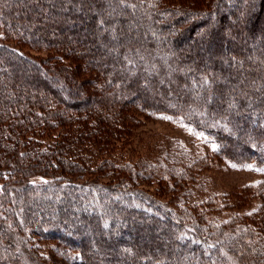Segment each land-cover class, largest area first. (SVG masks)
Instances as JSON below:
<instances>
[{"label":"trees","instance_id":"obj_1","mask_svg":"<svg viewBox=\"0 0 264 264\" xmlns=\"http://www.w3.org/2000/svg\"><path fill=\"white\" fill-rule=\"evenodd\" d=\"M11 4L0 1V264H42L17 251L33 237L69 264H88L94 245L105 261L93 264H264V177L181 208L143 190L154 178L185 194L221 162L264 176V0H65L100 19L57 40L32 38ZM34 4L20 8L40 15ZM158 117L208 137L212 153L180 167L129 160L135 130ZM231 204L241 215L219 221Z\"/></svg>","mask_w":264,"mask_h":264},{"label":"rangeland","instance_id":"obj_2","mask_svg":"<svg viewBox=\"0 0 264 264\" xmlns=\"http://www.w3.org/2000/svg\"><path fill=\"white\" fill-rule=\"evenodd\" d=\"M2 3H8V0H0ZM20 1L17 0V4L7 5L8 9L13 10V13H19L22 18L26 16L27 24L29 26L36 25L32 30V38L43 37L46 34L45 39L51 40V38L58 37L59 34H66L69 30L67 29L69 22H74L76 24L82 23V27L80 30L84 29L88 26V21L94 20L99 21L100 16L94 12L89 13L90 11L82 12L81 14H75L71 6L66 8L65 0L60 3V7H56L54 9H49L46 11L44 9L45 0H25L27 3H31L34 1V5L38 7V9H43L40 11V15H32V12L26 10V12H22L23 8H20ZM10 7V8H9ZM3 8V7H2ZM4 9V8H3ZM2 9V10H3ZM8 11V10H6ZM30 13V15H29ZM57 18V19H56ZM115 22V20L111 21ZM88 23V24H87ZM184 22L178 23L174 29H179ZM108 25V24H107ZM90 29V27H89ZM88 29V30H89ZM130 30V29H129ZM69 32V31H68ZM140 35V39L143 40L145 37L141 33H136L133 31L125 33V40L134 39L136 36ZM168 34V33H166ZM165 33L163 35H166ZM63 36V35H62ZM149 36V35H148ZM187 36L186 34L184 35ZM194 37V36H192ZM53 39V40H54ZM62 39V37L60 38ZM191 39V38H190ZM197 38H193V42H196ZM57 40V39H55ZM93 40V41H92ZM92 40H83L81 43L83 46H93L97 41L96 39ZM110 40V38L108 39ZM111 40H115L114 36L111 35ZM124 42V41H123ZM64 43V41H61ZM192 43V42H191ZM117 47V46H116ZM24 53L30 54L32 57H41L44 58L47 56V52L44 50L35 51L30 49H21ZM105 54V53H104ZM103 54V55H104ZM190 64L187 62L185 67H189ZM1 66V65H0ZM239 66V65H238ZM20 70V69H19ZM61 77V76H60ZM246 86V85H245ZM123 98V96H122ZM138 99H134L131 102H137ZM214 145L210 142L209 138L204 136L203 134L195 131L191 127H186L182 124L172 122L164 117H158V119H146L144 120L140 127L135 130V136L133 137V141L131 143V152L130 159L133 162L141 161V164H152L155 162H159L160 164H170L173 163L175 166L180 167V165H185L191 163V161L195 160L198 156L202 155H210L212 153ZM155 161V162H154ZM264 176L261 174H257L252 172L248 168L237 167L228 162H221L217 165H212V168L199 175V179L197 183L189 189L186 190L187 195L183 194L182 191L166 189L165 186L157 183L156 179L152 178L153 181L143 186V190L148 192L153 199H156L162 205L168 208H181L189 205H194L206 201L207 199L212 198H226L225 196L228 194L239 193L244 188H247L251 184L258 183ZM86 180H83L85 182ZM34 182H42V179H34ZM163 187V189L161 188ZM160 189V191H159ZM10 200H14V197L10 198ZM103 197H97L94 199L93 204H101L103 201ZM18 201V200H17ZM108 201V200H106ZM47 207L55 208V205L48 201L46 203ZM53 204V205H52ZM253 204H258L255 201ZM252 204L251 207H254ZM233 211L221 210L224 213L219 221L229 219L234 213L241 215V213L237 212V209L234 208V205L231 204ZM224 206L222 207V209ZM41 210V209H40ZM247 211V210H246ZM245 211V212H246ZM145 225V224H144ZM150 227L147 225L142 227V233L147 236H152V232L149 231ZM154 231V230H153ZM144 235H141V239H143ZM141 239L139 241H141ZM152 239V238H150ZM83 240V239H82ZM30 245L28 249H25V256L21 252L19 247L20 244L16 242L17 251L21 254L24 259L29 255L33 257L34 253L38 256L42 264H69L67 261L62 259L57 253L59 245L55 243H50L44 239H38L36 237L31 238ZM152 242L157 243V247L163 246L164 243L159 242L156 237L152 239ZM163 242V241H162ZM60 247V246H59ZM94 250L91 256L86 255V259L88 264H93V262L98 261L104 263L105 259L97 253V248L91 246ZM26 248V247H23ZM3 249V250H2ZM0 249V255L6 254L4 252L5 247ZM10 252V250H7ZM30 251V252H28ZM34 252V253H33ZM141 259V258H140ZM127 260V259H125ZM108 261H112L114 263V259H108ZM118 261H120L118 259ZM132 264H141L138 259L132 260ZM157 261V260H155ZM27 262V261H26ZM28 263V262H27ZM34 264H40L38 262H34ZM151 264V263H147Z\"/></svg>","mask_w":264,"mask_h":264}]
</instances>
